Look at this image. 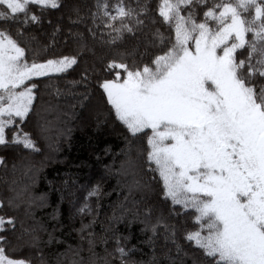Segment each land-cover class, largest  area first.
Masks as SVG:
<instances>
[{
  "label": "snow or ice",
  "instance_id": "snow-or-ice-1",
  "mask_svg": "<svg viewBox=\"0 0 264 264\" xmlns=\"http://www.w3.org/2000/svg\"><path fill=\"white\" fill-rule=\"evenodd\" d=\"M67 7L61 0H0V148L38 153L34 133L26 128L32 123L46 136L54 110L39 86L79 65L84 51L99 60L102 67H86L81 80L71 82L83 87L73 95L82 109L96 113L98 128L109 122L119 127L124 147L105 170L122 177L124 202L113 210L109 226L102 225L112 235L100 242L111 239L112 248L101 256L91 229L102 191L99 184L87 191L76 213L77 233L90 255H81L82 244L69 246V264H160L154 238L161 234L167 264H187V249L199 254L192 264H264V0H158L159 20L148 16L150 8L140 0L135 6L131 0H96L88 34L108 46V53L97 56L84 34L74 33L75 54L38 59L39 49L30 46L35 37L25 38L24 29L41 25L50 10ZM146 19L166 31L156 28L150 38L145 33L143 51L139 42L121 49L128 37L140 41ZM61 94L55 90L57 98ZM0 166L7 168L3 156ZM9 190L7 207L19 210L20 193ZM129 212V228L138 221L140 231L150 233V261L135 259L131 237L112 230ZM29 215L28 208L23 218L0 215V264H32L30 256L13 255L25 247L36 248L40 264H46Z\"/></svg>",
  "mask_w": 264,
  "mask_h": 264
},
{
  "label": "trees",
  "instance_id": "trees-1",
  "mask_svg": "<svg viewBox=\"0 0 264 264\" xmlns=\"http://www.w3.org/2000/svg\"><path fill=\"white\" fill-rule=\"evenodd\" d=\"M129 2V0H125ZM135 6V0H131ZM149 6L148 16L156 17L159 20L158 13L154 11L158 0H140ZM61 3L67 4V8L61 10H50V14L43 20L41 25H30L24 31L29 34L27 37L34 36L35 40H30V46L33 49H39L38 59L45 56L51 57L58 54H75L78 46L75 43L76 37L72 34L83 33L86 42L96 51L97 56L108 53V46L103 48L99 42H94L88 34V28L93 27L91 12L95 11L96 0H61ZM73 8L79 10V14L72 11ZM49 20L51 23H49ZM78 21V22H77ZM147 27L140 33V41L128 37L123 48H133L139 42L141 51H143L144 34L151 36V31L159 28L165 32V27L160 24H152L145 20ZM59 27L60 31L55 37L52 33ZM15 37V29H10ZM97 31V36H99ZM20 39V37H16ZM47 47V51L45 48ZM93 64L97 69L102 67L99 60L91 53L84 51L80 55L79 65H74L66 73L53 74L56 78L47 81L39 86L43 93L45 102L51 101L54 110L49 114L52 121V130L46 136H41L36 132L34 125L29 123L26 130L34 128L37 143L40 147L38 153H26L23 149L17 154L14 149L4 150L0 148V156L5 157L7 168L0 166V200H5V207L0 209V215H10L23 218L24 209H29L27 223L37 227L39 237V252L46 264H69L71 253L66 252L69 246L75 248L83 245L85 251L81 253L85 259L90 255L87 251V243L81 241L77 229L81 225V216L76 213V209L84 202V196L87 191L95 184H99L102 196L99 200V209L96 223L91 230L97 234L95 251L101 256L104 255L103 249L112 248V241L108 244L100 242L101 236L111 237L112 231L103 232L104 227L109 226V217L113 210L119 211V205L124 202L123 188L120 185L122 177H118L115 172L108 173L105 170L106 164H111L113 154L120 153L124 147L122 135L119 134L118 126L109 123H101L97 127L96 113L82 109L74 99V93L83 91L80 84H73V81L81 80V73L87 67L91 72ZM94 76V74H93ZM95 85L94 78L92 79ZM61 90V95L57 98L55 90ZM96 101L94 100L93 103ZM58 103V109L56 107ZM70 105H75L71 107ZM69 113L65 116L63 113ZM61 114V115H60ZM103 120V116L100 117ZM109 148V154H105L104 149ZM99 156V159H97ZM17 165L15 171L13 164ZM120 164V159H116V166ZM2 167V168H1ZM14 188L20 193L19 210L7 207L6 200L13 195L9 189ZM139 197H137L138 199ZM93 208L96 207V197L90 198ZM131 207V205H129ZM133 212L135 209L132 210ZM132 218V212H129L123 222L116 223L112 230L121 235H129L131 239L128 246H136L137 251L134 257L137 260L150 261L152 257V248L147 241L150 233L141 232L142 225L138 221H133L131 227L128 226V220ZM90 217L84 216L85 223ZM170 222L175 223L173 218ZM179 227V225H178ZM19 229V225H17ZM49 234L52 240L49 242ZM8 239L14 241V234L9 233ZM155 256L160 264H167L164 253L167 252L166 242L163 234L154 238ZM171 245L169 244L168 247ZM188 256L184 257L187 264H192L193 259L199 260V254L193 249H187ZM64 254V255H62ZM174 254V252H173ZM17 256H30L32 264H40L41 255L37 254L36 248H23L17 253ZM97 264H103L97 261ZM179 264V262H177Z\"/></svg>",
  "mask_w": 264,
  "mask_h": 264
},
{
  "label": "rangeland",
  "instance_id": "rangeland-1",
  "mask_svg": "<svg viewBox=\"0 0 264 264\" xmlns=\"http://www.w3.org/2000/svg\"><path fill=\"white\" fill-rule=\"evenodd\" d=\"M50 114V113H49ZM61 115V114H60ZM52 130V129H51ZM32 131H33V133H34V135H35V131H34V128L32 127ZM51 132V131H50ZM36 137V139H37V136H35ZM2 168V167H1ZM1 170V169H0Z\"/></svg>",
  "mask_w": 264,
  "mask_h": 264
}]
</instances>
